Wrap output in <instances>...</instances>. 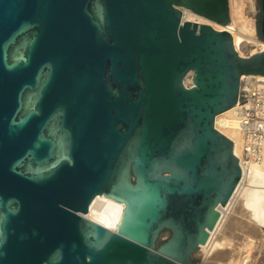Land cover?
Listing matches in <instances>:
<instances>
[{"label":"water","instance_id":"water-1","mask_svg":"<svg viewBox=\"0 0 264 264\" xmlns=\"http://www.w3.org/2000/svg\"><path fill=\"white\" fill-rule=\"evenodd\" d=\"M183 9L230 22L229 0H0V264H194L245 170L215 117L264 47Z\"/></svg>","mask_w":264,"mask_h":264},{"label":"bare ground","instance_id":"bare-ground-1","mask_svg":"<svg viewBox=\"0 0 264 264\" xmlns=\"http://www.w3.org/2000/svg\"><path fill=\"white\" fill-rule=\"evenodd\" d=\"M242 9L246 12L245 14L242 12ZM253 11L254 0H232L230 10V22L233 24L232 30L227 28L228 25L222 26L187 9H183L182 14L183 18L186 20L196 21L198 23H208L214 28L227 29L232 34L235 48L238 50L236 37L240 43L245 46H256L260 42L256 38L255 22L252 15ZM262 48L255 50L252 53L262 50ZM239 53L242 55H249L243 54L240 51ZM189 74L192 77V72H189L188 75ZM184 84L191 85L192 79L188 81L184 80ZM234 111L235 105L218 114L215 117L214 125L216 129L233 140V151L235 156L238 157L241 146L240 139L229 129V125L233 120ZM243 181H245V185L239 193L236 196H233L229 204L224 207H220V218L215 228L209 232V237L206 243L199 246V251L204 252L206 255L213 251L214 248L224 243V236L222 233L223 228L224 226L232 225V223H234V219L239 217L237 216L239 213H243V215L246 216L245 219L259 230L264 227V161L261 165L252 166L244 176ZM96 200H98L100 207L94 208L92 204L86 214V217L108 227L109 229H114V225L121 217V211L124 208V203L117 202L105 195H99ZM217 255L221 256V251H218Z\"/></svg>","mask_w":264,"mask_h":264},{"label":"built area","instance_id":"built-area-1","mask_svg":"<svg viewBox=\"0 0 264 264\" xmlns=\"http://www.w3.org/2000/svg\"><path fill=\"white\" fill-rule=\"evenodd\" d=\"M261 42L264 43L262 40ZM232 119L229 129L240 139V153L237 158L244 164L245 170L227 204L245 185L243 178L249 169L264 161V76L241 75ZM98 197L99 195L94 198L90 206L93 204L94 208L100 207L96 200Z\"/></svg>","mask_w":264,"mask_h":264},{"label":"rangeland","instance_id":"rangeland-1","mask_svg":"<svg viewBox=\"0 0 264 264\" xmlns=\"http://www.w3.org/2000/svg\"><path fill=\"white\" fill-rule=\"evenodd\" d=\"M231 5L232 0H229L230 21ZM258 9V0H254V11L252 12V15L255 22L256 38L258 41H260L259 44L256 46L242 45L235 35L238 50L244 54H251L253 51L264 47V43H262L257 36L256 24L258 19ZM242 12L244 14L246 13L243 9ZM227 28L232 30L233 24L229 22ZM190 79L191 76L189 74L184 80L188 81ZM224 116L227 117L226 115ZM237 216L239 217L234 219V223H232V225L224 226L222 231L224 243L222 245L217 246L207 255L199 250L193 254L192 260L195 262V264H264V227L259 230L254 225H252V223L245 219L246 216H244L243 213H239ZM168 236L169 232L167 230H162L158 239L159 241H162ZM218 251H221V256L217 255Z\"/></svg>","mask_w":264,"mask_h":264},{"label":"trees","instance_id":"trees-1","mask_svg":"<svg viewBox=\"0 0 264 264\" xmlns=\"http://www.w3.org/2000/svg\"><path fill=\"white\" fill-rule=\"evenodd\" d=\"M256 27H257V36H258V39H260V40L263 41V38H262L261 33H260V16H259L258 19H257ZM192 261H193V260H192ZM193 263L195 264L194 261H193Z\"/></svg>","mask_w":264,"mask_h":264},{"label":"flooded vegetation","instance_id":"flooded-vegetation-1","mask_svg":"<svg viewBox=\"0 0 264 264\" xmlns=\"http://www.w3.org/2000/svg\"><path fill=\"white\" fill-rule=\"evenodd\" d=\"M258 5H260V1L258 0ZM261 15L260 8L258 9V17ZM242 53V52H241ZM244 54V53H243Z\"/></svg>","mask_w":264,"mask_h":264}]
</instances>
